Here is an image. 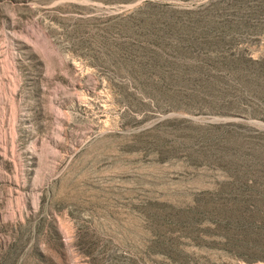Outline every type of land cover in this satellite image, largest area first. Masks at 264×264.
I'll return each mask as SVG.
<instances>
[{
	"label": "rangeland",
	"instance_id": "obj_1",
	"mask_svg": "<svg viewBox=\"0 0 264 264\" xmlns=\"http://www.w3.org/2000/svg\"><path fill=\"white\" fill-rule=\"evenodd\" d=\"M213 1L0 0V264H264V0Z\"/></svg>",
	"mask_w": 264,
	"mask_h": 264
},
{
	"label": "trees",
	"instance_id": "obj_2",
	"mask_svg": "<svg viewBox=\"0 0 264 264\" xmlns=\"http://www.w3.org/2000/svg\"><path fill=\"white\" fill-rule=\"evenodd\" d=\"M246 2V1H245ZM243 0H216L213 2H210V4L206 5L205 9H211V7H214L215 10H219L221 12L220 14L225 16L222 13V10H233V11H243L239 13H234V14H244V11L247 10V8L250 10V7L247 4H245ZM263 5L262 2L258 6ZM191 13V12H189ZM142 24V29L149 31V27L146 24ZM200 27L198 26L202 32L198 33L199 36L195 40L191 41H182L181 36H178L177 41L174 39V43H167L164 41L159 42V38L155 41L156 44L161 45V46H168L171 48L172 52L177 53V54H182L184 50H191V49H197V50H209V49H217V48H222L224 45L226 46L227 44L230 45L234 43L232 41V36H234L236 33L239 32L240 28H237L236 25H233L231 22H225V23H215L211 22L209 19L202 20L200 23ZM195 25V24H194ZM175 30V28L171 27L170 31ZM184 30V29H181ZM182 35L188 34V32L182 31L180 32ZM215 33V36L212 34ZM187 36V35H186ZM227 45V46H228ZM144 66H147L146 64H143ZM161 65L160 63H156L155 66ZM223 65L226 68H241V69H248V68H254L256 71L259 73H264V58H260L257 60H250L242 57H236L233 59H228L224 60ZM167 67L165 71H169V74L167 75L166 79L167 80H173L179 78L180 74L184 73V68L179 69L175 65V63H171L167 61ZM174 70H177V75L174 77L171 75V73H174Z\"/></svg>",
	"mask_w": 264,
	"mask_h": 264
},
{
	"label": "water",
	"instance_id": "obj_3",
	"mask_svg": "<svg viewBox=\"0 0 264 264\" xmlns=\"http://www.w3.org/2000/svg\"><path fill=\"white\" fill-rule=\"evenodd\" d=\"M239 119H241V120H244V118H243V117H239Z\"/></svg>",
	"mask_w": 264,
	"mask_h": 264
}]
</instances>
